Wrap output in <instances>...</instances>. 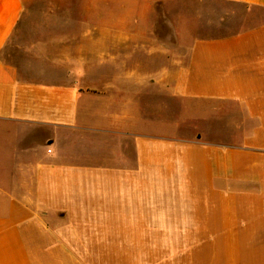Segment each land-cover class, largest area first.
Segmentation results:
<instances>
[{"label": "crops", "instance_id": "0c3cea01", "mask_svg": "<svg viewBox=\"0 0 264 264\" xmlns=\"http://www.w3.org/2000/svg\"><path fill=\"white\" fill-rule=\"evenodd\" d=\"M34 1L0 0V264H264V0L176 49L189 6L63 0L51 82L1 55Z\"/></svg>", "mask_w": 264, "mask_h": 264}, {"label": "rangeland", "instance_id": "374dc122", "mask_svg": "<svg viewBox=\"0 0 264 264\" xmlns=\"http://www.w3.org/2000/svg\"><path fill=\"white\" fill-rule=\"evenodd\" d=\"M69 1L36 0L21 22L17 31L2 52L5 61L17 66L24 77L36 81H60L62 79L63 58L76 54L80 44L76 36L85 28L73 26L75 14L70 11ZM198 0H171L176 5L189 6V10L180 11L183 26H159L153 28L157 34L167 37L175 49L180 45L177 35L186 34L188 38L204 36L214 26V12L223 2L205 0L207 10L205 19H198L193 8ZM185 8V7H184ZM175 13V12H174Z\"/></svg>", "mask_w": 264, "mask_h": 264}]
</instances>
